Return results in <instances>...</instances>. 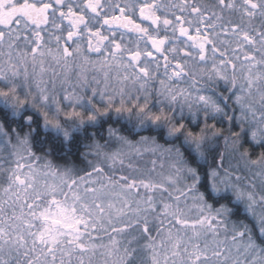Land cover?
Masks as SVG:
<instances>
[{
	"label": "snow or ice",
	"instance_id": "1",
	"mask_svg": "<svg viewBox=\"0 0 264 264\" xmlns=\"http://www.w3.org/2000/svg\"><path fill=\"white\" fill-rule=\"evenodd\" d=\"M0 264H264V0H0Z\"/></svg>",
	"mask_w": 264,
	"mask_h": 264
}]
</instances>
